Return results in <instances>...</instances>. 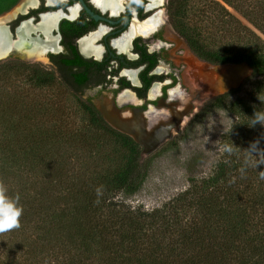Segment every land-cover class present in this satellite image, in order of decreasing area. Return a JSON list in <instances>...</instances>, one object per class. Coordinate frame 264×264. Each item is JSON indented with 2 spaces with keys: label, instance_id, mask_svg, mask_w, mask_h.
<instances>
[{
  "label": "trees",
  "instance_id": "trees-1",
  "mask_svg": "<svg viewBox=\"0 0 264 264\" xmlns=\"http://www.w3.org/2000/svg\"><path fill=\"white\" fill-rule=\"evenodd\" d=\"M17 1L0 0V15ZM179 7L180 4L176 8ZM252 25L264 35L259 26ZM192 44L212 64L246 62L252 73L239 88L208 103L191 123L199 121L209 110L229 109V96L250 86L245 98H239L238 106L243 113H239L238 124L243 137L236 138V142L247 139L244 135L248 130L253 136L259 124L249 127L243 122L255 111H264V53L248 51L237 57H221L217 52ZM6 65L0 63V67ZM35 79L39 84L53 80L41 73ZM64 87L72 92L70 86ZM82 105L95 125L121 139L129 151L123 168L111 178L101 177L98 183L111 192L135 193L145 173L140 161L141 147L112 129L89 104ZM236 107L232 105L235 110ZM19 124L25 126V116L20 118ZM0 128V182L7 187L10 197L19 193L23 206L21 227L6 233L13 237L11 242L22 253L19 264H264V180L258 173L264 171V165H257L255 169L253 164L242 160L239 157L241 145H236L239 148L230 159L219 163L215 175L199 189L194 188L188 197L184 193L176 200L175 206L180 208H174L166 218L164 229L154 234L145 217L160 219L157 214L129 210L113 215L109 224L99 222L95 208L97 197L88 190L76 192V186L67 179L62 181L60 175H54L59 169L53 162L56 155L43 143L50 133L16 134L9 115L0 117ZM256 136L258 146L264 149V136ZM59 189L60 193L51 194ZM116 207L115 203L107 206L112 212ZM190 210L193 211L191 219L186 214ZM187 218L190 221L186 220L183 225L169 226L170 219L176 223ZM168 229L174 235L171 243L161 239ZM4 247L8 251V247L11 248L6 244ZM6 258H0V264H16Z\"/></svg>",
  "mask_w": 264,
  "mask_h": 264
},
{
  "label": "rangeland",
  "instance_id": "rangeland-1",
  "mask_svg": "<svg viewBox=\"0 0 264 264\" xmlns=\"http://www.w3.org/2000/svg\"><path fill=\"white\" fill-rule=\"evenodd\" d=\"M174 1L176 7L180 4L175 14L180 17L182 30L201 49L217 52L221 57H237L248 51L264 53V35L252 25L255 23L264 31V0ZM13 10L7 14H12ZM35 77L34 69L23 65L0 67V117L11 116L12 131L16 134L50 133L43 143L56 155L53 162L59 169L54 175H60L62 181L67 179L76 186V192L88 190L97 197L95 208L99 222L109 224L113 215L131 210L161 216L160 219L148 216L145 220L151 223L150 230L154 234L162 231L167 224L166 218L174 208H180L175 206L176 200L184 193L188 197L194 188L199 189L204 181L215 175L219 163L230 159L233 153L223 151L224 144L232 143L236 148L241 145L239 157L253 164L255 157H250L246 150L257 140L256 134L264 136V126L258 125L253 136L248 130L244 135L247 139L236 142V138L243 137L238 124L239 113H243L238 106L239 98H245L250 89L244 86L240 93L229 96V109L209 110L199 121L191 123L201 107L195 105L197 111H193L181 131L153 153L141 157L145 173L135 193L111 192L98 181L103 176L111 178L123 168L129 156L128 148L117 136L91 121L74 93L56 80L39 84ZM23 116L26 117L25 126L19 124ZM248 121L243 123L249 125ZM48 180L53 182L52 178ZM56 193H60V189L51 192ZM110 203L117 205L113 212L107 208ZM192 213V210L186 212L189 219ZM188 218L176 223L170 219L169 226L183 225L186 220L190 221ZM171 231L168 229L161 239L171 243L174 240ZM12 240L11 235L0 236V258L7 256L6 259L19 264L22 253L15 249ZM4 244L11 247L9 251Z\"/></svg>",
  "mask_w": 264,
  "mask_h": 264
},
{
  "label": "flooded vegetation",
  "instance_id": "flooded-vegetation-1",
  "mask_svg": "<svg viewBox=\"0 0 264 264\" xmlns=\"http://www.w3.org/2000/svg\"><path fill=\"white\" fill-rule=\"evenodd\" d=\"M23 1L11 8L5 28L13 46L22 25L34 31L28 33L23 51L13 48L0 63L23 65L70 86L102 118L99 109L111 104L123 117L139 114L149 130L176 123L181 131L197 111L195 105L201 107L194 116L223 96L203 98L189 87L193 59L210 62L182 30L174 0H115L114 14L92 0H31L21 8ZM45 15L57 16L47 34L36 31ZM48 43L51 48L40 56H26L34 45L38 49Z\"/></svg>",
  "mask_w": 264,
  "mask_h": 264
},
{
  "label": "water",
  "instance_id": "water-1",
  "mask_svg": "<svg viewBox=\"0 0 264 264\" xmlns=\"http://www.w3.org/2000/svg\"><path fill=\"white\" fill-rule=\"evenodd\" d=\"M190 69L188 85L192 92L209 99L239 88L252 73L251 67L246 62L211 64L193 59ZM105 107L99 109L104 121L111 128L129 136L141 146V157L153 153L174 133L180 131L176 123L172 127L159 126L149 130L139 114L135 113L130 118L123 117L113 108V105L109 104ZM178 120L182 121V119ZM172 129H174L173 132Z\"/></svg>",
  "mask_w": 264,
  "mask_h": 264
},
{
  "label": "clouds",
  "instance_id": "clouds-1",
  "mask_svg": "<svg viewBox=\"0 0 264 264\" xmlns=\"http://www.w3.org/2000/svg\"><path fill=\"white\" fill-rule=\"evenodd\" d=\"M249 127H255L257 124L264 126V111H255L249 118ZM231 130V129H230ZM259 140L250 143L246 150L250 157H255L253 167L264 165V149L259 148ZM236 147L230 144L223 145V151L232 154ZM259 178L264 180V171H260ZM100 194V189H97ZM23 215V206L20 205V195L17 193L14 197L8 195V189L4 183L0 182V235L9 233L21 227L20 218Z\"/></svg>",
  "mask_w": 264,
  "mask_h": 264
},
{
  "label": "bare ground",
  "instance_id": "bare-ground-1",
  "mask_svg": "<svg viewBox=\"0 0 264 264\" xmlns=\"http://www.w3.org/2000/svg\"><path fill=\"white\" fill-rule=\"evenodd\" d=\"M153 3L152 4H157L156 2H161L162 0H151ZM31 0H24L22 2L21 8L26 7L29 5ZM93 4L96 5L100 9H105L108 7V9L111 10V12L114 14L116 13V5H115V0H92ZM12 15L11 14H5L0 16V59L5 58L8 56L13 48H16L18 51H23L25 49L26 43L25 39L27 38V35L30 31H34L28 24H24L21 26V28L18 31V39L17 42L14 44L10 40V36L7 32V29L5 28V25L10 21ZM57 19V16H52V15H45L42 17V22L39 24L37 27L36 31L46 33L47 30H50L53 27V24L55 23V20ZM155 21V20H153ZM154 24V22H153ZM151 28L153 27L150 26ZM35 45L31 48V50L26 52L27 57H31L33 55L40 56V54L45 50V49H50L51 46L49 43L47 45Z\"/></svg>",
  "mask_w": 264,
  "mask_h": 264
}]
</instances>
